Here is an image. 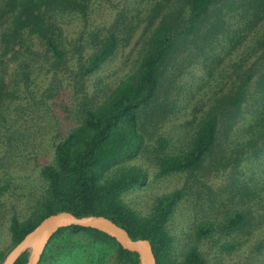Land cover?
I'll list each match as a JSON object with an SVG mask.
<instances>
[{
  "label": "trees",
  "instance_id": "16d2710c",
  "mask_svg": "<svg viewBox=\"0 0 264 264\" xmlns=\"http://www.w3.org/2000/svg\"><path fill=\"white\" fill-rule=\"evenodd\" d=\"M144 3L145 0H125V7L119 12L116 7L119 4L114 0H0V115L5 116L9 104L19 97V75L24 76L27 86L31 62L35 59L48 64L52 85L60 71H71L75 78L73 84L84 87L83 82L100 71L121 41L128 39L134 29L131 28L134 15L139 14ZM161 7L159 1L151 6L152 14L148 12L151 25L161 14ZM184 9L185 14L182 13ZM240 9V21L247 17L241 31H251L263 23L264 0H183L180 15L176 18L162 16L148 39V48L136 71L121 79L104 100L83 105L74 120L64 125L65 135L55 145L54 161L41 168L47 183L45 192L26 218L21 219L16 213L8 217V246L0 247V264H4L10 251L44 218L63 212L79 217L103 215L133 238L148 239L157 264H207L206 255L197 245H190L181 256L174 252V238L168 224L183 199V189L162 195L149 214L141 215L124 201L122 194L145 184L148 172L135 165L111 172L138 155L146 145L147 125L158 123L165 115L166 105L160 104L158 98L161 90L166 85L173 86L179 76L168 75L179 49L190 39L189 42L203 50L199 40H204L202 44L206 45L222 37L219 33L226 35L225 30L234 26V22H227L226 16L232 17ZM72 16H80L84 26L81 36L75 40L66 34L64 27ZM241 31L237 28L228 34L236 37ZM237 37L234 46L241 43L240 34ZM259 49L257 59L239 76L234 87L218 97L201 118L185 151L167 154L170 140L158 137L154 155L158 168L156 177L195 173L203 169L207 157L221 153L240 120L241 109L252 87L256 95L254 100L259 104L248 127L253 134L249 140L232 148L227 164L238 166L249 152L260 150L256 147L264 144V36ZM77 55L79 63L73 66ZM12 61L16 66L14 78L9 80L4 65ZM70 84L68 80L64 88L53 94L56 101L62 103L67 99L66 87ZM247 220L246 212L237 210L228 217L223 228L233 233ZM216 230V224L209 220L194 227L199 239L210 237ZM77 234L86 235L92 248L56 249V263L59 260V264H68V260L74 261L79 256L80 264H141L137 252L123 248L115 238L93 228H60L49 243L54 238ZM48 249L47 245L40 264L46 260ZM32 253L31 249L24 250L14 264H26Z\"/></svg>",
  "mask_w": 264,
  "mask_h": 264
},
{
  "label": "rangeland",
  "instance_id": "374dc122",
  "mask_svg": "<svg viewBox=\"0 0 264 264\" xmlns=\"http://www.w3.org/2000/svg\"><path fill=\"white\" fill-rule=\"evenodd\" d=\"M114 1L119 4L116 6L119 12L124 9L125 0ZM157 1L162 4L161 14L151 25L148 12L152 14L151 6ZM103 6L107 8L106 4ZM182 8L183 0H145L131 23L132 35L121 41L100 71L83 82L84 87L73 84L75 78L71 71H60L52 85V71L48 72V64H41L37 59L31 62L33 66H30L27 86L24 76L19 75V97L9 104L5 116L0 115V247L8 246L9 215L16 213L21 219L26 218L45 192L47 183L41 175V168L54 161L55 145L65 135L63 127L66 122L74 120L83 105L104 100L121 79L136 71L148 48V39L162 16L176 18ZM241 12L240 9L232 17L226 16L227 22H234V26L225 28H228L226 35L219 33L222 37H216L206 45L202 44L204 40H199L203 50L189 42L190 39L179 49L168 71L170 76L173 73L179 76L173 86L166 85L161 90L158 98L160 104L166 105L165 115L158 123L147 125L146 145L138 155L111 172L134 165L148 172L145 184L136 185L122 194L124 201L141 215L149 214L162 195L183 189V199L168 224L174 238V252L181 256L190 245H197L206 255L207 264H264V144L256 147L260 149L258 152H249L240 165L227 164L232 148L252 137L253 132L249 133L248 127L259 106L254 100V88L250 90L240 120L225 141L222 152L207 157L203 169L192 174L156 177L155 146L158 137L164 136L170 140L167 154L185 151L201 118L218 97L234 87L239 76L257 59L259 42L264 36V20L251 31H241L247 18L245 16L241 22ZM182 13L187 11L184 9ZM79 17L68 18L64 25L66 34L74 40L81 36L84 27ZM209 24L210 21L207 26ZM237 28L241 31V43L234 46L239 34L234 37L228 33H234ZM127 32L129 34V30ZM78 63L77 55L72 65ZM8 64L4 65L5 76L10 80L14 78L16 64L13 61ZM68 80L71 84L66 87L69 91L67 99L62 103L56 101L53 94L64 88ZM237 210L246 212L248 220L242 228L227 233L223 224ZM205 220L213 221L217 230L210 237L199 239L194 227ZM88 239L84 234L52 239L43 264H59V260L56 263L54 259L59 248L72 246L90 250ZM80 261L77 256L71 262L80 264ZM67 262L72 264L70 260Z\"/></svg>",
  "mask_w": 264,
  "mask_h": 264
},
{
  "label": "water",
  "instance_id": "95a60500",
  "mask_svg": "<svg viewBox=\"0 0 264 264\" xmlns=\"http://www.w3.org/2000/svg\"><path fill=\"white\" fill-rule=\"evenodd\" d=\"M80 226L100 230L115 238L125 249L135 251L141 264H157L150 241L146 238H133L110 218L99 216L79 217L71 212L52 214L44 218L32 231L10 251L4 264H14L24 250H33L26 264H40L42 255L52 236L63 227Z\"/></svg>",
  "mask_w": 264,
  "mask_h": 264
}]
</instances>
